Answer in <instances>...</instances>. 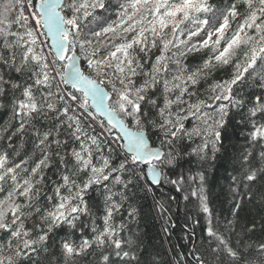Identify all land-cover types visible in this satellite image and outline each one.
<instances>
[{
  "label": "snow or ice",
  "instance_id": "6c2138e0",
  "mask_svg": "<svg viewBox=\"0 0 264 264\" xmlns=\"http://www.w3.org/2000/svg\"><path fill=\"white\" fill-rule=\"evenodd\" d=\"M0 113V264H264V0H0Z\"/></svg>",
  "mask_w": 264,
  "mask_h": 264
},
{
  "label": "trees",
  "instance_id": "16d2710c",
  "mask_svg": "<svg viewBox=\"0 0 264 264\" xmlns=\"http://www.w3.org/2000/svg\"><path fill=\"white\" fill-rule=\"evenodd\" d=\"M3 113H0V119H4ZM233 143L242 144L243 136L239 131L233 137ZM231 151V149H230ZM229 174L230 165L229 162L225 160L217 161L215 167L210 170L209 173V191L210 199L214 202L217 208L225 204V197L228 195V184H229ZM177 196L178 202L180 204L179 211L175 212L173 219L176 221L177 227L173 229V235L171 237V244H184L181 239L183 234L182 226L186 223L185 216L190 213L185 208V203L180 199V193H173ZM243 216L258 217L259 209L253 207L252 205H246L241 213ZM147 231V240L151 242L156 248H158L162 253L166 248L169 247V240L165 238L160 231L158 221H147L145 225Z\"/></svg>",
  "mask_w": 264,
  "mask_h": 264
}]
</instances>
